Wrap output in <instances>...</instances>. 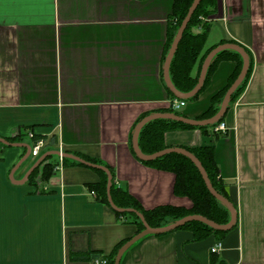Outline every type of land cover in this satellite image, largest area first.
Returning a JSON list of instances; mask_svg holds the SVG:
<instances>
[{
	"label": "crops",
	"instance_id": "1",
	"mask_svg": "<svg viewBox=\"0 0 264 264\" xmlns=\"http://www.w3.org/2000/svg\"><path fill=\"white\" fill-rule=\"evenodd\" d=\"M173 1L0 0V138L31 147L32 131L45 140L37 157L24 160L26 148L0 142V264H93L70 256H108L136 234L137 226L91 188L100 181L94 168L72 159L56 168L52 154L26 177L43 154L60 148L110 167L115 185L145 210L192 207L174 194L173 173L144 165L130 151L137 119L172 100L160 71ZM200 19L208 25L204 49L224 40L243 45L253 69L226 111L227 132L183 129L165 133L164 142L214 146L236 227L219 240L211 234L194 241L183 228L148 235L120 264H264V0H215ZM235 64L218 63L208 86L180 108L185 117L207 110ZM48 162L55 168L43 180ZM217 241L222 248L213 256Z\"/></svg>",
	"mask_w": 264,
	"mask_h": 264
},
{
	"label": "trees",
	"instance_id": "2",
	"mask_svg": "<svg viewBox=\"0 0 264 264\" xmlns=\"http://www.w3.org/2000/svg\"><path fill=\"white\" fill-rule=\"evenodd\" d=\"M192 1L193 0L173 1L172 11L171 14L169 15L170 18L167 26L166 42L164 46L161 71H160V76L164 85L165 82L163 80L162 65L168 53V50L171 46L173 38L183 18L185 17L187 10L191 5ZM214 2L215 0L200 1L194 13L191 16L186 26V29L183 32L178 47L170 62V67H169L170 78L175 88L180 92L188 93L194 88V86L197 83L203 61L206 55L212 50V48L204 49L208 35V25L200 18L207 17L209 15ZM196 28L198 29V31H196ZM224 43H233L243 47L249 57V67L247 74L243 79L242 83L236 88V90L231 95L227 107L228 110L230 104H232L234 100L240 95V93H242L249 80L250 74L253 69V59H252V53L247 47L229 40H224L221 42V44ZM221 60L235 61L236 63L235 68L233 72L230 74L226 85L211 97L210 105L207 108V110L203 112L200 116L196 117L195 119L210 118L218 111L219 105L222 101L225 92L233 83V81L236 79V77L238 76L241 70L242 58L237 52L232 50H224L219 52L213 58L211 64L207 69L204 83L200 91L192 98H190L191 100H195L198 97V95L208 86L211 77L214 71L216 70L218 63ZM196 64H197V72L194 75H192V70ZM166 89L170 97L174 99L175 96L169 91L167 86ZM182 100L186 102L187 99H182ZM157 112H167V113H174L176 115L185 116L180 110H173L171 108H167L165 110H160ZM225 114L216 123L202 127H193L167 119L153 120L147 123L139 132V136H138L139 149L144 154H152L161 151L163 149L169 148L168 146L165 145L164 142V135L167 132L183 130V129H199L202 132L207 133L209 130H213L216 125L224 121ZM146 115L147 114L142 115L140 118L137 119V121L135 122L132 128V132L130 133V151L132 152L133 155L134 152L131 146L133 129L136 126V124ZM214 135L215 137H217L218 133L214 132ZM180 147L185 148L186 150L194 154V156L201 162L214 189L219 194H221L230 201V198L228 197V194L226 192L225 184L221 181L219 177L218 167L214 159V146L211 144H207L194 148H189L184 146H180ZM47 158H45V160H43L40 164L44 163L47 160ZM82 158L88 162L98 165H103L100 160L86 158V157L85 158L82 157ZM63 161L64 164H66L68 161H70V159L63 158ZM139 161L148 167L173 173L175 176L174 188H173L174 194L176 196H184L189 198L192 202V207L190 209H186L183 207H176L172 205H161L150 210H145L140 206V204L136 201V199H134V197H132V195L128 193L127 190L122 189L115 185L114 174L111 168L106 165H103L108 168L111 174L110 195L116 207L120 209H134L140 212L143 215L147 224L151 227L165 226L185 216L195 215V214L201 215L218 224H226L229 221L230 215L228 210L225 208V206H223L220 202H218L209 193L202 180L199 171L188 158H186L181 154L169 153L151 161H142V160ZM71 162L81 164L74 160ZM54 168H55V164L53 165L49 162L45 164L43 166V171L41 175L42 179L45 180L49 178ZM94 170L98 172L100 176V181L95 185H91V188L93 189V191L94 190L96 191L97 195L100 196L101 201L109 205L107 193H106L107 175L102 170L99 169H94ZM33 172L31 173V177L33 175ZM116 214L118 216L124 217V220L126 222L135 224L137 226L136 233L143 230L144 226L141 220L135 214L128 212H119V211H116ZM235 227H236V223L233 226V228ZM182 228L189 229L192 232L194 241H200L202 239H205L211 234L217 236L219 240L227 232V231L214 230L209 226H207L206 224L196 221L186 223L177 229H182ZM126 241L127 240H124L118 243V245L108 256H102L99 252L88 251L86 253L71 254L70 258L72 260L93 262L94 260L103 257L104 260H106V264H113L114 256L116 255L118 249ZM212 254L213 256L216 255L214 253Z\"/></svg>",
	"mask_w": 264,
	"mask_h": 264
},
{
	"label": "water",
	"instance_id": "3",
	"mask_svg": "<svg viewBox=\"0 0 264 264\" xmlns=\"http://www.w3.org/2000/svg\"><path fill=\"white\" fill-rule=\"evenodd\" d=\"M201 0H193L191 5L189 6L187 13L185 15V17L183 18L174 38L173 41L171 43V46L168 50V53L165 57V60L163 62L162 65V70H163V79L165 82V85L167 86V88L169 89V91L175 96V98H179V99H190L192 98L194 95H196L203 83H204V79H205V75L207 72V69L209 67V65L211 64L213 58L221 51L224 50H232L237 52L241 58H242V67L241 70L238 74V76L236 77V79L233 81V83L230 85V87L227 89V91L225 92L222 101L219 105V109L218 111L210 118H205V119H195V118H188L182 115H176L174 113H167V112H155V113H151L145 117H143L134 127L133 129V133H132V139H131V146H132V150L135 154V156L142 161H151L154 160L156 158H159L163 155L169 154V153H177V154H181L183 156H185L186 158H188L197 168V170L199 171L202 180L207 188V190L209 191V193L218 201L220 202L223 206H225V208L228 210L230 218L229 221L226 224H218L210 219H207L201 215H188L185 216L181 219H178L176 221H173L165 226H161V227H151L147 224V222L145 221L143 215L134 210V209H120L118 207L115 206V204L112 201L111 195H110V186H111V174L110 171L108 170L107 167L103 166V165H98V164H94L91 162L86 161L85 159L75 156V155H71L68 153H62V157L63 158H68V159H72L76 162H79L85 166L94 168V169H99L102 170L103 172L106 173L107 175V185H106V193H107V198H108V202L109 205L111 206L112 209H114L115 211H119V212H128V213H133L135 214L142 222L144 228L143 230H141L140 232L136 233L132 238H130L129 240H127L117 251L116 255L114 256V262L113 264H120L121 258L124 255V253L134 244L136 243L138 240L144 238L145 236L148 235H160V234H164L167 232H170L172 230H175L179 227H181L182 225L192 222V221H196V222H201L206 224L207 226H209L210 228L217 230V231H228L230 229L233 228V226L236 223L237 220V214H236V210L233 206V204L224 196H222L221 194H219L214 187L212 186L205 169L203 168L201 162L194 156L193 153H191L190 151L186 150L185 148L182 147H169L166 149H163L161 151L152 153V154H144L142 153V151L139 149V145H138V136H139V132L140 130L149 122L156 120V119H167V120H172V121H176L182 124H186L189 126H193V127H202V126H209L212 125L214 123H216L217 121H219L223 115L225 114L227 107H228V103L229 100L231 98V95L233 94V92L236 90V88L242 83L243 79L245 78L247 71H248V67H249V57L247 52L244 50L243 47L237 45V44H233V43H224V44H220L218 46H216L215 48H213L205 57L202 67H201V71L197 80L196 85L194 86V88L188 92V93H183L178 91L175 86L173 85L171 78H170V74H169V67H170V62L172 60V57L178 47V44L180 42V39L183 35L184 30L186 29V26L192 16V14L194 13L195 9L197 8L198 4L200 3ZM0 142L5 144V145H10V146H21L26 148V153L25 156L23 158V160L30 154V146L29 145H25V144H16V143H10L7 140L0 138ZM59 155V152H49V153H45L43 154L37 161L36 163L32 166V168L27 172L26 177H28V175L36 168L38 167V165L45 160V158H47L50 155ZM21 160L19 162V164H21V162L23 161ZM18 164V165H19Z\"/></svg>",
	"mask_w": 264,
	"mask_h": 264
},
{
	"label": "built area",
	"instance_id": "4",
	"mask_svg": "<svg viewBox=\"0 0 264 264\" xmlns=\"http://www.w3.org/2000/svg\"><path fill=\"white\" fill-rule=\"evenodd\" d=\"M184 105H185V101L179 98H174L170 101L168 108H171L173 110H180V108H182ZM227 131L228 129L224 122L219 123L213 129V132L215 133H225ZM28 136L33 139V145L30 148V155H32L33 157H37L45 145V140L41 137L35 136V134L32 131L28 132ZM58 152L59 155L56 156L58 165L56 166V168L61 167L63 162V157H62L63 152L61 148L59 149ZM91 193L93 194L94 192L92 191ZM221 248H222V243L220 241H217L210 248V251L211 253H218L221 250ZM93 264H106V260L96 259L93 261Z\"/></svg>",
	"mask_w": 264,
	"mask_h": 264
}]
</instances>
